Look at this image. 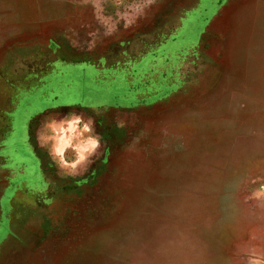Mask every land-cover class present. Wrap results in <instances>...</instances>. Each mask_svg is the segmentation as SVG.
I'll list each match as a JSON object with an SVG mask.
<instances>
[{"label": "rangeland", "instance_id": "rangeland-1", "mask_svg": "<svg viewBox=\"0 0 264 264\" xmlns=\"http://www.w3.org/2000/svg\"><path fill=\"white\" fill-rule=\"evenodd\" d=\"M49 16L46 84L18 83L0 114V264H264V0H49ZM70 123L97 154H52Z\"/></svg>", "mask_w": 264, "mask_h": 264}, {"label": "crops", "instance_id": "crops-1", "mask_svg": "<svg viewBox=\"0 0 264 264\" xmlns=\"http://www.w3.org/2000/svg\"><path fill=\"white\" fill-rule=\"evenodd\" d=\"M49 19V0H0V114L2 118L6 119L2 114L13 111L15 104H18L15 98L12 99L15 95L13 91L18 87V83H22L25 88L30 87L29 83L31 81L36 83L38 87L46 84V81L44 82L41 76L49 75L50 73L47 72L51 64L50 45L46 38V33L49 32L50 26ZM3 35H7V37ZM56 59L54 58L53 60ZM95 79L100 82L96 81L98 85H101L102 82L105 83V86H101V91L107 94L109 92L107 88L110 86L109 80H100L99 77ZM2 82L10 83V87L8 86L9 93H7V89H2ZM8 96L9 99L7 100L8 102L6 101V104L3 99H7ZM27 104L28 101H26ZM65 108L73 107H61L58 109ZM85 110L88 111L89 109ZM45 111L36 112L34 117L43 114ZM9 119L12 118L9 117ZM31 120L28 122L27 143L35 157H39L40 154H36L34 151V147H36L33 141L34 133L30 132V129L33 130V126L29 125V123L31 124ZM36 123L32 122L34 125ZM45 125L48 124L39 122L35 125L38 131L36 133V140H41V148L45 145V136L38 129L42 130ZM66 126L67 124H59L50 127L54 132L52 140L54 141L53 149L55 152L52 154L66 157V153L69 150L78 154L79 152L82 154L86 151L98 153L99 144L95 133L92 138L89 136L90 138L86 140V143L74 146L75 140L79 139L80 136L82 138L84 136L82 133L74 134V131L78 128V124L77 126H73L70 123L68 125L69 128ZM2 128L3 126L0 129L2 130Z\"/></svg>", "mask_w": 264, "mask_h": 264}]
</instances>
